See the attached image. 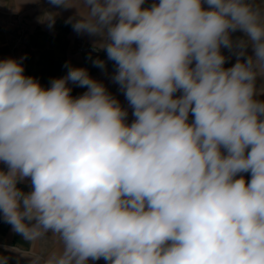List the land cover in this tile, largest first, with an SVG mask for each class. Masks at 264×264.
<instances>
[{
  "label": "clouds",
  "instance_id": "clouds-1",
  "mask_svg": "<svg viewBox=\"0 0 264 264\" xmlns=\"http://www.w3.org/2000/svg\"><path fill=\"white\" fill-rule=\"evenodd\" d=\"M48 2L99 38L135 119L85 68L44 88L26 56L0 60V216L54 244L13 250L31 264H264V0Z\"/></svg>",
  "mask_w": 264,
  "mask_h": 264
},
{
  "label": "crops",
  "instance_id": "crops-1",
  "mask_svg": "<svg viewBox=\"0 0 264 264\" xmlns=\"http://www.w3.org/2000/svg\"><path fill=\"white\" fill-rule=\"evenodd\" d=\"M5 2L9 10L13 12H19L22 14L24 19V24L28 30L27 37H29V43L33 46L28 54H24L20 51L13 53H1L0 60L6 58H12V56H61V60L64 59L62 56H69L71 58V67L80 68L82 61H90L88 56H107L106 52L103 50L97 51V53H92L90 48L93 47L94 42L99 38L91 36L87 33L78 34L72 28L71 24L65 23L67 18L74 14L75 9H59L55 8L49 4L48 0H0ZM153 2L158 3L159 0H145L144 7L150 6ZM259 3V0H257ZM206 8L207 5L205 4ZM46 11L60 12V15L56 18L55 26L49 28L47 22H42V18ZM243 33L237 31L233 33V37L242 36ZM249 54H251V48L248 49ZM222 53L226 56H230L225 67H231L235 63L236 57L227 49L222 48ZM39 69H36V75L41 71V65H38ZM110 62H105L103 67V73L101 76L97 77L95 80L101 82L105 85L106 89L110 94H112L121 104V106L128 111V116L126 122L131 124L135 119L132 115L133 109L126 100L124 93L119 89H114L111 84V74L109 72ZM105 68H108L105 70ZM89 75L95 72L94 69L86 68ZM68 69H59L61 76H66ZM72 88L71 95L73 97H78L82 95L87 89L86 87H79L71 82L69 85ZM264 89V83H258V90ZM119 94V95H118ZM176 96L180 95L179 92L174 94ZM259 99L264 100V94L258 96ZM193 117L190 114L189 120L191 121ZM0 169L7 170V165L0 161ZM246 179L250 180V173H242ZM22 190L28 192L31 190L30 178H26L22 183L18 185ZM19 248L21 251L35 250L37 252L44 253L54 247L52 241H41L33 245H29L23 238L13 231L10 224L6 223L2 216H0V254L8 256V264H31V257L24 256L18 251L13 249ZM88 264H107V262L101 258L99 260L93 261L89 260Z\"/></svg>",
  "mask_w": 264,
  "mask_h": 264
},
{
  "label": "rangeland",
  "instance_id": "rangeland-1",
  "mask_svg": "<svg viewBox=\"0 0 264 264\" xmlns=\"http://www.w3.org/2000/svg\"><path fill=\"white\" fill-rule=\"evenodd\" d=\"M23 21L24 19L21 13L9 10L7 4L0 1V54L4 52L15 54L17 51L28 54L31 51L33 46L29 43V37H27L28 30ZM90 51L92 53H97L99 50H94V48L91 47ZM21 57L25 56H12V58L17 60H20ZM62 57H64L63 60L60 59L61 56H26V59L21 61L25 70L24 74L34 77L39 81L41 86L48 88L53 79L64 77L58 73L59 69H66L67 67L65 65L71 64V58L69 56ZM88 57L90 61H82L79 67L86 69L90 66V68L95 70V72H92L91 77L96 79L101 76L104 70L103 68L95 66L93 60L98 57L105 62H110L111 66L109 72L111 74V84L114 89L119 90L120 86L112 79L116 72L115 62L108 60L107 56ZM37 64L41 65V71L38 72V75H36V69L40 67H38ZM107 69L108 68H105V70ZM70 84L71 82H69V85Z\"/></svg>",
  "mask_w": 264,
  "mask_h": 264
}]
</instances>
